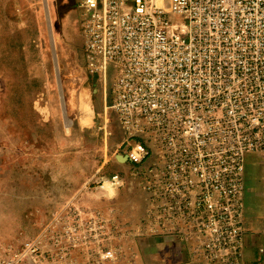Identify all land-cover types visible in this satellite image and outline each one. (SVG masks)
<instances>
[{
  "label": "built area",
  "instance_id": "built-area-1",
  "mask_svg": "<svg viewBox=\"0 0 264 264\" xmlns=\"http://www.w3.org/2000/svg\"><path fill=\"white\" fill-rule=\"evenodd\" d=\"M76 1L85 68L111 86L148 205L120 222L76 195L38 234L1 248L0 264H136L146 236L241 264L246 156L264 152V0Z\"/></svg>",
  "mask_w": 264,
  "mask_h": 264
},
{
  "label": "rangeland",
  "instance_id": "rangeland-1",
  "mask_svg": "<svg viewBox=\"0 0 264 264\" xmlns=\"http://www.w3.org/2000/svg\"><path fill=\"white\" fill-rule=\"evenodd\" d=\"M83 58L76 0H0V249L57 215L64 204L47 208L35 194L57 192L60 177L68 194L81 180L93 187V143H104L94 124L110 110L111 86Z\"/></svg>",
  "mask_w": 264,
  "mask_h": 264
},
{
  "label": "crops",
  "instance_id": "crops-1",
  "mask_svg": "<svg viewBox=\"0 0 264 264\" xmlns=\"http://www.w3.org/2000/svg\"><path fill=\"white\" fill-rule=\"evenodd\" d=\"M108 108L110 110L101 112L94 124L97 138L102 135L104 143H93L92 150L97 160L92 162L90 168L98 178L119 174L123 185L107 190L92 187L90 191L81 180L80 187H76L78 189L73 194H68L65 175L58 179L57 192L35 194V199L42 201L39 203L44 206L55 209L65 204L69 198L79 195L81 203L102 208L106 212L111 209L113 217L120 222L135 223L148 205L146 192L141 187L136 167L126 159V131L115 110L111 105ZM148 143L152 145L151 141ZM156 160V150L153 148L149 161ZM82 162L79 159L76 161V172L82 171ZM74 179L78 181L79 176H74ZM243 202L245 249L241 264H264V152H249L246 156ZM135 260L136 264H209L203 258L193 255L188 244L160 236L140 238L135 245Z\"/></svg>",
  "mask_w": 264,
  "mask_h": 264
}]
</instances>
